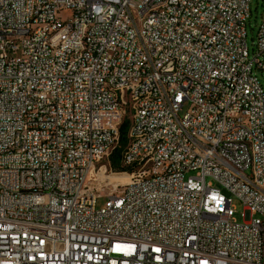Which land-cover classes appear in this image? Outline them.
<instances>
[{
  "label": "built area",
  "instance_id": "obj_1",
  "mask_svg": "<svg viewBox=\"0 0 264 264\" xmlns=\"http://www.w3.org/2000/svg\"><path fill=\"white\" fill-rule=\"evenodd\" d=\"M251 3L0 0V264H264ZM127 118L130 180L103 194Z\"/></svg>",
  "mask_w": 264,
  "mask_h": 264
},
{
  "label": "rangeland",
  "instance_id": "obj_2",
  "mask_svg": "<svg viewBox=\"0 0 264 264\" xmlns=\"http://www.w3.org/2000/svg\"><path fill=\"white\" fill-rule=\"evenodd\" d=\"M262 4H263V0H252V3H251V16L247 23V45H248L251 57H253V55H257L258 53L256 44L258 40V30L261 25ZM71 15H72V12L66 10L62 13V18L64 20H67L69 17H71ZM259 60L264 63V56H260ZM258 77L264 88V72L259 71ZM129 116L130 114L128 113L127 117ZM127 120H129V118H127ZM125 175L128 177V175L124 172V169L121 167V165L119 169H114L110 161V166L108 167L106 178H103L102 180L96 183L97 188L100 189L103 192V194L113 193L117 191V189H121V185L125 184L117 180L119 177L125 176ZM107 203H108L107 198L99 199L97 203V207L99 209H103L107 206ZM233 205L236 211L235 220L237 223L241 224L245 220L244 207L237 200H234Z\"/></svg>",
  "mask_w": 264,
  "mask_h": 264
},
{
  "label": "bare ground",
  "instance_id": "obj_3",
  "mask_svg": "<svg viewBox=\"0 0 264 264\" xmlns=\"http://www.w3.org/2000/svg\"><path fill=\"white\" fill-rule=\"evenodd\" d=\"M160 14H163V7H153L150 9H146L144 12V19L152 20L155 17H158ZM27 39H28V32H21L20 35L14 36V43L23 44L26 43ZM6 58H15L14 48H6ZM118 115H125V108H118ZM104 178H106V176ZM117 180L121 183L127 184L128 180H130V176L129 175L128 177L126 175L121 176Z\"/></svg>",
  "mask_w": 264,
  "mask_h": 264
},
{
  "label": "trees",
  "instance_id": "obj_4",
  "mask_svg": "<svg viewBox=\"0 0 264 264\" xmlns=\"http://www.w3.org/2000/svg\"><path fill=\"white\" fill-rule=\"evenodd\" d=\"M129 127V121L125 120L120 128V148H118L112 155L110 161L114 169L120 168V158L123 147L126 145L127 131ZM125 172V170H124Z\"/></svg>",
  "mask_w": 264,
  "mask_h": 264
}]
</instances>
